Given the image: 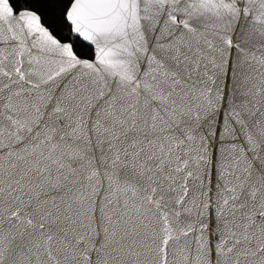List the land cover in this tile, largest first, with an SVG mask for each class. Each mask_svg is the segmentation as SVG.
<instances>
[{
  "label": "snow or ice",
  "instance_id": "obj_1",
  "mask_svg": "<svg viewBox=\"0 0 264 264\" xmlns=\"http://www.w3.org/2000/svg\"><path fill=\"white\" fill-rule=\"evenodd\" d=\"M0 264H264V0H0Z\"/></svg>",
  "mask_w": 264,
  "mask_h": 264
}]
</instances>
